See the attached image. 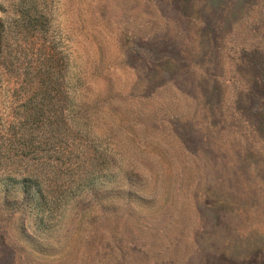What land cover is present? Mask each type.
I'll use <instances>...</instances> for the list:
<instances>
[{"label":"rangeland","instance_id":"374dc122","mask_svg":"<svg viewBox=\"0 0 264 264\" xmlns=\"http://www.w3.org/2000/svg\"><path fill=\"white\" fill-rule=\"evenodd\" d=\"M0 264H264V0H0Z\"/></svg>","mask_w":264,"mask_h":264},{"label":"trees","instance_id":"16d2710c","mask_svg":"<svg viewBox=\"0 0 264 264\" xmlns=\"http://www.w3.org/2000/svg\"><path fill=\"white\" fill-rule=\"evenodd\" d=\"M28 174H31V175H30L31 177H32V176H34V177L36 176V173H35L34 171H31L30 173H26V174L23 176V179H22L23 181L25 180L24 177L27 176ZM34 177H33V178H34ZM22 186H23V185H22Z\"/></svg>","mask_w":264,"mask_h":264}]
</instances>
